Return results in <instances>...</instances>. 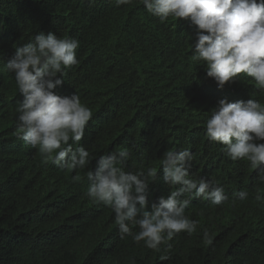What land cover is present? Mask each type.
I'll use <instances>...</instances> for the list:
<instances>
[{
  "label": "trees",
  "instance_id": "trees-1",
  "mask_svg": "<svg viewBox=\"0 0 264 264\" xmlns=\"http://www.w3.org/2000/svg\"><path fill=\"white\" fill-rule=\"evenodd\" d=\"M40 31L79 41V63L55 91L75 93L92 109L82 140L69 142L89 151L85 169L45 162L38 148L17 137L23 96L6 63ZM195 34L190 21L161 22L141 0L119 6L115 0H0V264H264V199L256 198L264 196V180L250 162L231 160L206 136L219 99L264 104V90L244 74L218 88L193 59ZM120 149L130 152L123 164L130 172L159 170L167 151L188 149L190 175L214 181L227 200L213 205L182 197L190 200L185 215L197 229L174 236L170 248L121 238L112 209L86 195L87 171L99 156ZM162 175L149 186L150 203L174 190ZM241 191L247 199L238 198Z\"/></svg>",
  "mask_w": 264,
  "mask_h": 264
},
{
  "label": "clouds",
  "instance_id": "clouds-1",
  "mask_svg": "<svg viewBox=\"0 0 264 264\" xmlns=\"http://www.w3.org/2000/svg\"><path fill=\"white\" fill-rule=\"evenodd\" d=\"M133 0H115L117 6ZM146 11L161 22L186 19L196 27L193 59L202 61L206 75L223 89L241 74L251 77L264 90V0H141ZM79 41L40 31L32 41L15 48L6 68L15 74L23 99L17 107L18 139L38 148L45 162L68 170L85 169L91 156L82 140L92 118V109L80 97L60 95L55 89L64 83L67 69L77 65ZM206 136L221 143L233 161L246 160L264 180V104L258 100H218L206 122ZM130 152L126 149L101 155L95 168L87 171V197L112 209L121 238L132 236L136 243L159 250L181 232L192 234L197 222L185 215L189 199L204 198L213 205L227 200L224 189L214 181L190 175L193 155L188 149L167 151L159 170L126 171ZM163 173V183L174 190L167 197L149 202L148 190ZM82 179L73 177L74 182ZM241 191L238 198L247 199ZM257 199H264L258 192ZM139 229L133 232V228ZM205 232V236H207Z\"/></svg>",
  "mask_w": 264,
  "mask_h": 264
}]
</instances>
